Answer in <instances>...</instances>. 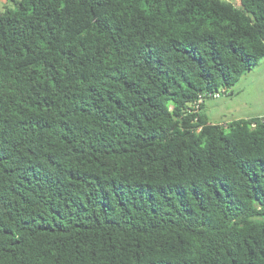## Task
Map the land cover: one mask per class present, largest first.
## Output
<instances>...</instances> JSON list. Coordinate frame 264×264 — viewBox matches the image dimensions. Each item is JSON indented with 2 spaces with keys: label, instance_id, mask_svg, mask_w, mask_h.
Listing matches in <instances>:
<instances>
[{
  "label": "trees",
  "instance_id": "obj_1",
  "mask_svg": "<svg viewBox=\"0 0 264 264\" xmlns=\"http://www.w3.org/2000/svg\"><path fill=\"white\" fill-rule=\"evenodd\" d=\"M12 2L0 264H264V116L201 112L264 59V0Z\"/></svg>",
  "mask_w": 264,
  "mask_h": 264
},
{
  "label": "rangeland",
  "instance_id": "obj_2",
  "mask_svg": "<svg viewBox=\"0 0 264 264\" xmlns=\"http://www.w3.org/2000/svg\"><path fill=\"white\" fill-rule=\"evenodd\" d=\"M232 1L235 5L239 3V0ZM6 2L2 0L1 9L5 6L14 7L12 1ZM201 112L210 122L219 124L264 116V59L248 71L227 94L222 92L220 98L207 99Z\"/></svg>",
  "mask_w": 264,
  "mask_h": 264
},
{
  "label": "built area",
  "instance_id": "obj_3",
  "mask_svg": "<svg viewBox=\"0 0 264 264\" xmlns=\"http://www.w3.org/2000/svg\"><path fill=\"white\" fill-rule=\"evenodd\" d=\"M213 97H214V98H218V97H219V94H216L215 96L213 95ZM201 102H203V98H201V99L199 100V103H201Z\"/></svg>",
  "mask_w": 264,
  "mask_h": 264
},
{
  "label": "crops",
  "instance_id": "obj_4",
  "mask_svg": "<svg viewBox=\"0 0 264 264\" xmlns=\"http://www.w3.org/2000/svg\"><path fill=\"white\" fill-rule=\"evenodd\" d=\"M7 0H5V2H6ZM11 1H13V0H11ZM1 2H2V0H1ZM6 4H8L7 2H6Z\"/></svg>",
  "mask_w": 264,
  "mask_h": 264
}]
</instances>
